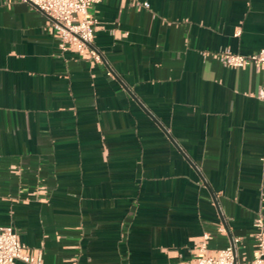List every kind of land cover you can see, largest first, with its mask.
<instances>
[{
  "label": "crops",
  "instance_id": "1",
  "mask_svg": "<svg viewBox=\"0 0 264 264\" xmlns=\"http://www.w3.org/2000/svg\"><path fill=\"white\" fill-rule=\"evenodd\" d=\"M140 1L89 7L96 62L0 0V225L44 264H180L203 233L252 255L264 67L219 54L264 46V0Z\"/></svg>",
  "mask_w": 264,
  "mask_h": 264
},
{
  "label": "built area",
  "instance_id": "2",
  "mask_svg": "<svg viewBox=\"0 0 264 264\" xmlns=\"http://www.w3.org/2000/svg\"><path fill=\"white\" fill-rule=\"evenodd\" d=\"M30 2L43 11L51 21L54 37L62 51L71 50L86 54L96 62H102L103 56L93 43L94 26L97 22L89 12V7L101 0H23ZM133 5L149 7L147 1L130 0ZM238 31L236 32V34ZM219 61L224 66L243 68L264 67V46L250 53L220 51ZM257 97L264 100V87ZM264 201V199H262ZM254 248L252 255L244 260L238 259L235 245L239 238H233L224 248L209 251V233H203L196 245L193 256L180 264H264V214L258 212L253 221ZM21 260L28 264H44L41 251L31 252L20 240L14 226L0 225V264H15Z\"/></svg>",
  "mask_w": 264,
  "mask_h": 264
}]
</instances>
